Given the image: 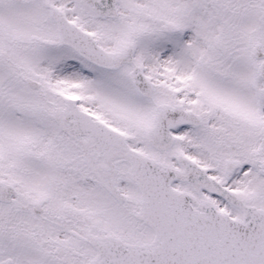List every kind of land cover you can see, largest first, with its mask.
<instances>
[{"label": "snow or ice", "instance_id": "1", "mask_svg": "<svg viewBox=\"0 0 264 264\" xmlns=\"http://www.w3.org/2000/svg\"><path fill=\"white\" fill-rule=\"evenodd\" d=\"M0 264H264V0H0Z\"/></svg>", "mask_w": 264, "mask_h": 264}]
</instances>
